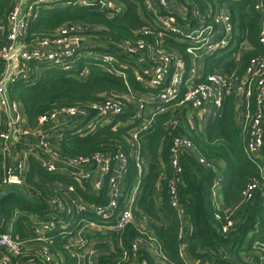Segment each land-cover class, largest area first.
Returning <instances> with one entry per match:
<instances>
[{"label":"built area","instance_id":"2783aa9c","mask_svg":"<svg viewBox=\"0 0 264 264\" xmlns=\"http://www.w3.org/2000/svg\"><path fill=\"white\" fill-rule=\"evenodd\" d=\"M140 1L150 13L151 23L158 29L157 45L164 43L165 36L183 37L189 66L176 50H160L143 38L115 42L116 47L129 56L130 67L142 84V90L133 93L130 88L129 94H114L84 106L61 105L39 116L33 127L28 123L22 104L12 95L13 85L28 80L35 73L30 61L45 60L54 67L72 69L82 56L77 49L85 42L80 35L73 34L80 28L77 25L63 27L51 37L26 42L30 22L38 16L39 8L57 4L98 7L108 11L110 16L121 13L122 8L113 0H15L6 18L0 22V61L4 64L0 74V121L3 126L0 131V191L10 184H17L31 199H38L39 192L28 188L27 183L36 165L48 174L71 181H56L52 194L39 200L46 204L45 209L26 211L17 208L9 218L0 217V264H93L97 245L113 254L112 260L117 264H151L146 253L154 259V264H166L160 244L153 240L143 224L139 231L147 237L132 239L128 247L124 240L126 228L134 223L133 209L140 197L141 178L146 169L140 138L152 131L158 114L171 111L175 117L167 122V126L175 129L178 124L176 111L181 113L187 109L188 121L193 128L201 130L222 113L226 98L233 94L245 108L246 152L249 157L262 159L264 53L250 59L238 81L226 72L204 73L206 59L221 57L236 46V26L228 4L215 1L213 5L199 7L197 0ZM254 7L262 21L259 42L264 48V0H257ZM142 32L152 33L150 29ZM88 44L95 47L97 43L88 41ZM92 52L86 56H99L101 63H109L105 68L107 72H118L127 79V73L116 63L117 56L112 52ZM148 60L152 62L148 63ZM113 64L119 69L116 70ZM79 75L88 76L87 68ZM133 101L137 110L135 120L128 123L131 126L127 134V142L131 144L129 153L135 158L138 170L133 187L129 188L125 182L128 159L124 151L75 157L58 148L55 140L64 132L75 130L74 133L83 135L101 128L103 122L111 125L116 121L112 126L114 129L124 126L125 122L118 117ZM198 112L200 119L196 116ZM195 150L190 137L174 135L169 158L172 176L161 178L167 181L170 205L181 220L180 256L184 264H199V259L193 258L191 263L185 258L189 222L179 196L183 172L181 156ZM201 158L218 172L215 164ZM220 180L218 177L214 181L212 195L220 187ZM259 186L264 187V176L261 183L254 181L247 186L242 199L251 197L252 191ZM84 194L97 199L92 201ZM213 204L216 206L214 201ZM253 250L255 257L246 256V262L264 264V239L254 241ZM224 258L229 255L224 254Z\"/></svg>","mask_w":264,"mask_h":264},{"label":"trees","instance_id":"16d2710c","mask_svg":"<svg viewBox=\"0 0 264 264\" xmlns=\"http://www.w3.org/2000/svg\"><path fill=\"white\" fill-rule=\"evenodd\" d=\"M117 1L120 2L118 6L122 11L114 16H110L108 11L98 7L57 4L53 7L39 8L38 16L30 22L26 42L36 38L51 37L63 27L76 25L80 28L73 34L80 35L85 42L77 49L83 57L72 69L54 67L45 60L30 61L29 64L35 73L28 80H21L13 85L12 95L22 104L31 127L36 125L39 116L61 105L84 106L90 102L102 101L110 93L129 94L130 88L133 93L142 90V84L136 80L130 67L132 64L129 56L122 53L115 42L128 38H143L160 50H176L189 66L190 59L183 37L165 36L164 43L157 45L158 29L151 23L150 13L145 5L140 0ZM215 1L228 4L236 26V46L231 52H227L228 54L206 59L204 73L226 72L232 74L235 81H238L250 59L264 53V48L259 42L262 21L254 7L257 0H197L196 2L199 7H204L213 5ZM14 3L15 0H0V22L6 18ZM146 29H150L152 33L143 34L142 31ZM88 39L89 42L92 41L91 43L96 42V46L87 45ZM91 51L92 54L112 52L117 56L116 63L127 73V79L118 72H107L105 68L109 63L103 61L101 63L99 56L95 55V59L85 57ZM227 56L232 57L229 62H225ZM149 62L152 60H148ZM123 65L127 67L124 68ZM113 66L116 70L119 69L116 65ZM83 68L88 70L86 77L79 75ZM3 70L4 64L0 61V74ZM136 107L134 101L128 104L125 113L118 117L125 122L124 126L116 129L112 127L116 123L114 121L111 125L83 135L74 133L75 130L64 132L60 139L55 140L58 148L62 153L75 157L89 156L97 152L124 151L128 159L125 182L129 188L133 187L138 178V170L135 158L129 153L131 144L127 142V134L131 126L128 123L135 120ZM236 110L237 98L233 94L229 95L223 105L222 113L214 120L208 121L201 130L192 127L191 121H188L187 109H183L181 113L176 111L178 124L175 129L167 126V122L175 117L171 111L156 116L152 131L140 138L141 154L146 160V169L141 178L140 197L133 209L134 223L129 225L124 233L127 247L132 239L139 236L147 237V234L139 231V226L146 222L153 240L160 244L164 252L166 264H184L185 261L180 256L181 220L170 205L167 181L161 180L163 175L167 179L172 176L169 164L172 137L184 134L193 140L198 151L181 156L183 172L179 196L189 222L185 235L188 255L199 259V264L209 261H216L218 264H248L244 258L248 255L255 257L253 242L264 239V187L259 186L254 189L251 197L246 199L244 197L242 199V193L250 183L262 182L264 141L262 159L249 157L246 152L245 123H238ZM243 111L245 113V108ZM2 128L0 121V131ZM201 157L207 163L215 164L219 171L216 172L202 162ZM1 161L0 155V164ZM218 177H221L220 185L223 188L225 208L231 209V214H227L225 209H218L213 204L212 186ZM57 180L62 183L71 182L59 175L46 173L38 165L34 166L27 179L28 188L39 192L41 196L27 201L16 194L8 195L0 203V217L9 218L17 208L26 211L45 209L46 204L39 200H44L52 194ZM84 195L92 201L97 199L88 194ZM217 215H220V218ZM97 249L93 264H117L112 260L113 254H108L104 246L97 245ZM224 254H228L229 258L225 259ZM145 256L151 264H154V259L147 253Z\"/></svg>","mask_w":264,"mask_h":264},{"label":"crops","instance_id":"0c3cea01","mask_svg":"<svg viewBox=\"0 0 264 264\" xmlns=\"http://www.w3.org/2000/svg\"><path fill=\"white\" fill-rule=\"evenodd\" d=\"M88 41H90V40L88 39ZM236 113H237L236 115H237V121H238V123L239 124L240 123L241 124L244 123V121H245L244 120L245 113L243 111V104H242V102L240 100H237V110H236ZM195 152H198L197 149L195 150ZM218 171H219V169H218ZM0 172H1V167H0ZM157 200L158 201L160 200V190L158 191V194H157ZM212 200L214 201V203L216 204V206L219 209H222L223 208V209H225V211L227 212V214H231V212H232L231 209L225 208L223 188H222L221 185H220V187H217L216 188L215 193L212 195ZM143 226L145 227V229L147 231H150V227H149V225L146 222L143 224ZM188 227H189V224H188ZM185 258L187 259V261H189L191 263L194 260L190 255H188V253L186 254V257Z\"/></svg>","mask_w":264,"mask_h":264},{"label":"water","instance_id":"95a60500","mask_svg":"<svg viewBox=\"0 0 264 264\" xmlns=\"http://www.w3.org/2000/svg\"><path fill=\"white\" fill-rule=\"evenodd\" d=\"M10 194H17L18 196H20L21 198L27 201L31 200V198L29 197V195L27 194V192L24 190L23 187L17 184H10L6 188L0 191V203L5 197H7Z\"/></svg>","mask_w":264,"mask_h":264},{"label":"rangeland","instance_id":"374dc122","mask_svg":"<svg viewBox=\"0 0 264 264\" xmlns=\"http://www.w3.org/2000/svg\"><path fill=\"white\" fill-rule=\"evenodd\" d=\"M113 1L115 2L116 5H118V3H119V5H120V2H118L117 0H113ZM228 51L231 52L232 49H230V50H228ZM226 54H228V53H226ZM82 57H83V55L81 56V58H82ZM85 57H87L88 59H89V58H90V59H95L94 57H91V56H85ZM236 57H237V60H239V58H238L237 55H236ZM231 59H232L231 56H227V57L225 58V62H229ZM114 94H118V93H110L109 96H112V95H114ZM109 96H108V97H109ZM126 98H128V97H126ZM196 116L200 119V118H201L200 112L196 113ZM107 125H108L107 122H103L102 124H100L101 128L104 127V126H107ZM112 126H114V124H113ZM96 127H97V125H96ZM113 129H114V128H113ZM22 136H26V135H22ZM242 255H243V254H242Z\"/></svg>","mask_w":264,"mask_h":264}]
</instances>
